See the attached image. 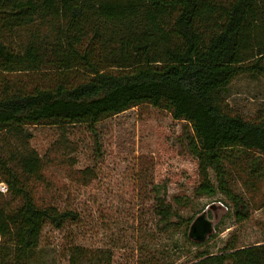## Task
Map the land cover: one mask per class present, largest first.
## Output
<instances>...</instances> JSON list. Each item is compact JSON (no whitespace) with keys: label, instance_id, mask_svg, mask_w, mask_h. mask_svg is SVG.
<instances>
[{"label":"trees","instance_id":"1","mask_svg":"<svg viewBox=\"0 0 264 264\" xmlns=\"http://www.w3.org/2000/svg\"><path fill=\"white\" fill-rule=\"evenodd\" d=\"M244 74L264 78V0H0V137L18 140L40 124L94 128L152 104L191 126L195 194H224L238 221L251 214L233 169L250 162L256 172L263 165L255 158L264 159V118H246L226 95ZM41 175L34 149H0L8 187L0 191V264H33L47 223L80 220L77 210L36 198L32 181ZM155 212L165 229L183 219L164 197ZM237 248L234 238L216 254L200 252L196 264H264V249L239 257ZM88 251L74 245L71 264L96 256Z\"/></svg>","mask_w":264,"mask_h":264},{"label":"rangeland","instance_id":"2","mask_svg":"<svg viewBox=\"0 0 264 264\" xmlns=\"http://www.w3.org/2000/svg\"><path fill=\"white\" fill-rule=\"evenodd\" d=\"M226 95L246 118H264L263 77L241 75ZM190 127L167 110L143 103L102 119L94 128L40 124L28 126L30 134L18 140L2 135L0 149L6 153L29 146L40 155L41 180L32 181L36 198L72 208L81 216L61 229L47 223L33 264H71L74 245L96 254L82 258L80 264L97 260L101 264H196L200 252L216 254L234 238H238L239 257L243 250H263L264 159L254 161L263 165L260 172H252L250 162L237 163L233 169V187L241 192L251 214L238 221L233 203L224 194H195L201 174L198 159L187 146ZM162 197L176 205L183 217L174 218L170 229L164 228L155 212ZM175 199L186 204L177 206ZM213 203L217 207L210 209L209 216L217 214L215 229L205 242L196 244L188 236L191 224L186 220Z\"/></svg>","mask_w":264,"mask_h":264},{"label":"water","instance_id":"3","mask_svg":"<svg viewBox=\"0 0 264 264\" xmlns=\"http://www.w3.org/2000/svg\"><path fill=\"white\" fill-rule=\"evenodd\" d=\"M216 205V203L209 204L207 208L202 210V212L198 214L191 222L188 236L193 242L203 243L213 233L217 220V214H214V218H211L209 215L210 209L211 211H214L217 207ZM219 205L223 207L224 203L220 202ZM226 209L228 208L226 207Z\"/></svg>","mask_w":264,"mask_h":264},{"label":"built area","instance_id":"4","mask_svg":"<svg viewBox=\"0 0 264 264\" xmlns=\"http://www.w3.org/2000/svg\"><path fill=\"white\" fill-rule=\"evenodd\" d=\"M8 190V188H7V186H6V184H4V183H2V184H0V191L1 192H6Z\"/></svg>","mask_w":264,"mask_h":264}]
</instances>
